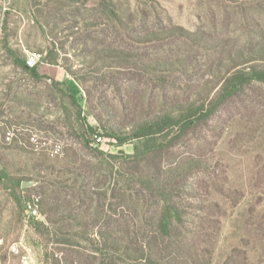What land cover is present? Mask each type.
<instances>
[{"label":"rangeland","instance_id":"obj_1","mask_svg":"<svg viewBox=\"0 0 264 264\" xmlns=\"http://www.w3.org/2000/svg\"><path fill=\"white\" fill-rule=\"evenodd\" d=\"M263 44L264 0H0V264H51L33 227L47 222L38 199L81 217L74 229L87 233L74 264H92L87 255L97 256L94 264L111 256L118 264H151L150 257L170 264H264L263 84L245 92L244 104L223 106L199 137L189 134L162 158L166 167L190 156L214 166L196 178L200 199L183 198L192 242L155 240L160 207L141 174L150 175L158 157H132L136 139L118 146L108 136L209 91L232 63ZM33 53L41 54L37 69L66 79L38 80L26 72L19 60ZM121 53L123 59L115 57ZM53 55L59 65L44 60ZM255 64L264 68V59ZM82 123L98 133L89 146ZM17 181L33 182L20 206L12 195L20 191L13 188ZM30 203L41 218L29 216ZM102 233L110 235L109 248ZM95 247L103 252H92Z\"/></svg>","mask_w":264,"mask_h":264},{"label":"trees","instance_id":"obj_2","mask_svg":"<svg viewBox=\"0 0 264 264\" xmlns=\"http://www.w3.org/2000/svg\"><path fill=\"white\" fill-rule=\"evenodd\" d=\"M123 53L116 54V58L123 59ZM264 59V44L260 51L252 53L249 56H241L238 61L232 63L228 73L221 77L217 82L211 85L209 91L198 93V96L191 101L179 103L174 107L166 109L153 116L146 117L140 121H136L130 131H113L108 133L109 137L116 140L118 146L131 143L136 139L134 145V154L132 157L143 158V160L156 158L157 163L154 164L150 175H142L141 183L147 187L151 196L155 198L154 202L160 207V213L155 220V240L162 238L168 241L178 240L181 236L192 242V236L195 234L194 229L186 224V216L189 214L188 207L183 203L184 196L192 197L195 200L200 199L196 181L197 176L201 173H213L212 165L206 162L200 156H190L183 158L176 164H170L166 167L162 162L163 157L169 156L174 152V148L180 143H185L189 134L199 137L202 127L213 121V117L221 110L223 106L231 103L244 104L243 96L253 85L260 83L264 85V68L255 63ZM44 60L50 64L59 65L55 55L45 57ZM27 60H19L26 72H29L35 79H51L48 75L41 74L37 67H28ZM247 62L252 64L249 67H241ZM254 62V63H253ZM70 74L75 76V72L67 67ZM53 85L67 92L72 101L77 104V97L70 93L69 88L62 82L53 80ZM65 86V87H64ZM80 118L81 113H77ZM83 130V137L86 145L89 146L97 141L98 133H95L93 127L80 124ZM159 135H165L168 140H159ZM127 157H131L130 155ZM139 161V160H138ZM162 161V162H161ZM4 176V175H3ZM2 176V177H3ZM23 187V181L14 183L13 188L19 190L13 191L12 195L18 205L23 204L22 191H28L29 188ZM8 188V187H7ZM90 189L86 183L80 190V196L85 200L89 198ZM39 205L43 212L47 215V222L35 221L33 223L34 230L45 246V259L51 264H65L64 256H70L74 264L75 257L80 258V252L75 249L79 245V239L84 238L87 231L80 232L74 229V225L82 224L81 217L77 214H66L68 212L60 205H51L44 199L34 201ZM36 205V206H37ZM199 207V206H198ZM67 209V208H66ZM201 224V223H200ZM149 233L144 231L143 236ZM153 235V234H152ZM190 236V238H189ZM104 245L110 247V235L102 233ZM63 244L70 246L68 248L51 247L50 245ZM116 246V243H113ZM103 245V246H104ZM74 247V248H73ZM58 251H61L60 253ZM63 251V252H62ZM66 251V253H64ZM94 253L103 252L102 248L95 247ZM76 253V254H75ZM78 255V256H77ZM80 255V256H79ZM145 256H147L145 254ZM96 255L86 256L85 260L97 261ZM151 264H170L168 261H157L149 258ZM49 264V263H48ZM99 264H118L114 256L103 257Z\"/></svg>","mask_w":264,"mask_h":264},{"label":"built area","instance_id":"obj_3","mask_svg":"<svg viewBox=\"0 0 264 264\" xmlns=\"http://www.w3.org/2000/svg\"><path fill=\"white\" fill-rule=\"evenodd\" d=\"M41 59V54L38 53H33L31 56H29V58L27 59L26 63L28 65V67H36L38 66V62ZM98 138V137H97ZM7 139L10 140L11 139V134L9 132ZM32 140H35V137H32ZM57 150V149H56ZM58 151V150H57ZM29 216L33 217V218H41V213L38 209V207L36 205H32L31 203L29 204V209H27ZM19 243H14L12 250L15 252L19 251ZM25 259H27V256H24Z\"/></svg>","mask_w":264,"mask_h":264},{"label":"crops","instance_id":"obj_4","mask_svg":"<svg viewBox=\"0 0 264 264\" xmlns=\"http://www.w3.org/2000/svg\"><path fill=\"white\" fill-rule=\"evenodd\" d=\"M48 65V64H47ZM50 66V65H48ZM39 72L41 74H44V75H54L56 78H58L59 80H65L66 78L64 77L63 73L61 72H57L56 70H51L49 69L48 67H40L39 69ZM65 78V79H64Z\"/></svg>","mask_w":264,"mask_h":264},{"label":"water","instance_id":"obj_5","mask_svg":"<svg viewBox=\"0 0 264 264\" xmlns=\"http://www.w3.org/2000/svg\"><path fill=\"white\" fill-rule=\"evenodd\" d=\"M31 185H33V182H32V181H24V182H23V187H24V188L29 187V186H31Z\"/></svg>","mask_w":264,"mask_h":264}]
</instances>
